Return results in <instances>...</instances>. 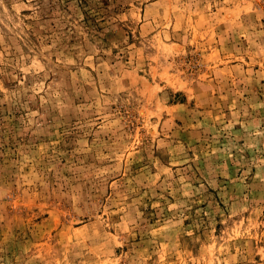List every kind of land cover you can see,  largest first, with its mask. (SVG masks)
<instances>
[{
    "label": "rangeland",
    "instance_id": "1",
    "mask_svg": "<svg viewBox=\"0 0 264 264\" xmlns=\"http://www.w3.org/2000/svg\"><path fill=\"white\" fill-rule=\"evenodd\" d=\"M0 264H264V0H0Z\"/></svg>",
    "mask_w": 264,
    "mask_h": 264
}]
</instances>
